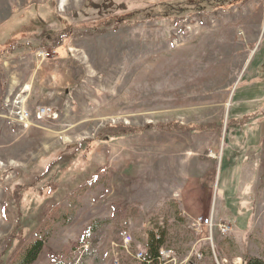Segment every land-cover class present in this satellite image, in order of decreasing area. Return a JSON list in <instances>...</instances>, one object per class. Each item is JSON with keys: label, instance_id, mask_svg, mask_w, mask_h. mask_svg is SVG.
Here are the masks:
<instances>
[{"label": "rangeland", "instance_id": "374dc122", "mask_svg": "<svg viewBox=\"0 0 264 264\" xmlns=\"http://www.w3.org/2000/svg\"><path fill=\"white\" fill-rule=\"evenodd\" d=\"M60 2L0 0V264H264V0Z\"/></svg>", "mask_w": 264, "mask_h": 264}, {"label": "built area", "instance_id": "2783aa9c", "mask_svg": "<svg viewBox=\"0 0 264 264\" xmlns=\"http://www.w3.org/2000/svg\"><path fill=\"white\" fill-rule=\"evenodd\" d=\"M41 56H49L48 53L44 54V53H38ZM13 115L16 114L17 115V119L19 118L18 123L20 124H25V122L29 119V113L27 111H24L23 109H18L16 112L13 111V109L10 110ZM36 117L38 120H43V121H54L56 119H58V114L57 112H55V110H53V108L49 107V106H37L36 107ZM194 226H197L198 228L205 226L208 230V236L206 237V239L208 240H212V231H213V227L216 226L219 230V232L221 234H226L230 231L231 229V225L229 223H225V222H219L217 224H213V220H212V214H208L204 217H199L195 220ZM119 238L120 241L119 243L116 244V247H120L123 249H127L129 243L132 240V236L131 234L126 231L123 230L119 233ZM210 244V243H209ZM210 248L212 250V259L215 262V264H229L228 260L225 258H218L214 252V247L212 244H210ZM197 257L199 259H201L203 257V251H198L197 253ZM117 254L115 255V259L114 262L118 263V259H117ZM135 257L138 259H144L143 256V252L142 251H138L135 253ZM174 258L173 255V251L170 248H160L158 255H157V262H159V264H164L165 262L171 261ZM146 262H151V260H146ZM235 264V263H234Z\"/></svg>", "mask_w": 264, "mask_h": 264}, {"label": "trees", "instance_id": "16d2710c", "mask_svg": "<svg viewBox=\"0 0 264 264\" xmlns=\"http://www.w3.org/2000/svg\"><path fill=\"white\" fill-rule=\"evenodd\" d=\"M113 217L118 218V219H122V218L126 219L127 218V215L125 213V209L123 207H121L118 203H113ZM151 245L149 247V251L143 255L145 258V261L146 260L153 261V260H156V258H157L159 251L156 254L155 248H152ZM39 247H40V242L34 243L30 252L27 254V256L34 253ZM147 263H149V262H147ZM259 263L261 264V262L258 260H252V259L245 260V264H259Z\"/></svg>", "mask_w": 264, "mask_h": 264}, {"label": "bare ground", "instance_id": "6f19581e", "mask_svg": "<svg viewBox=\"0 0 264 264\" xmlns=\"http://www.w3.org/2000/svg\"><path fill=\"white\" fill-rule=\"evenodd\" d=\"M60 1H61L60 3L63 4V2H64L65 0H60ZM16 102H17V101H16ZM25 126H27V125H25Z\"/></svg>", "mask_w": 264, "mask_h": 264}, {"label": "crops", "instance_id": "0c3cea01", "mask_svg": "<svg viewBox=\"0 0 264 264\" xmlns=\"http://www.w3.org/2000/svg\"><path fill=\"white\" fill-rule=\"evenodd\" d=\"M186 213H188V212H186Z\"/></svg>", "mask_w": 264, "mask_h": 264}]
</instances>
